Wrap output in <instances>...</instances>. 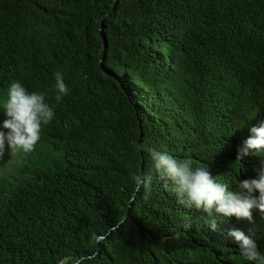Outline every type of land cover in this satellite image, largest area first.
Returning a JSON list of instances; mask_svg holds the SVG:
<instances>
[{
    "label": "trees",
    "instance_id": "obj_1",
    "mask_svg": "<svg viewBox=\"0 0 264 264\" xmlns=\"http://www.w3.org/2000/svg\"><path fill=\"white\" fill-rule=\"evenodd\" d=\"M16 81L56 116L32 152L0 157V264H246L233 228L264 252V213L188 208L135 151L256 176L264 153L237 159L264 120V0H0V99Z\"/></svg>",
    "mask_w": 264,
    "mask_h": 264
},
{
    "label": "clouds",
    "instance_id": "obj_2",
    "mask_svg": "<svg viewBox=\"0 0 264 264\" xmlns=\"http://www.w3.org/2000/svg\"><path fill=\"white\" fill-rule=\"evenodd\" d=\"M55 83L56 104L63 102L70 94L68 84L61 71L53 73ZM0 112L5 119L0 120V157L6 150L11 153H30L42 137L43 129L56 116V108L49 103L46 93L27 88L16 81L10 84L6 94L0 99ZM135 151L144 153L150 159L156 172L170 182L171 190L180 203L188 208L213 212L224 217L253 218V210L264 213V165L256 168V176L239 180L240 173L233 181L239 184V191L233 190L232 182H224L214 176L208 165H196L190 158H178L167 150H161L149 142L135 145ZM264 153V120L250 128V135L238 146V159L249 155ZM134 191L142 189L147 195L151 191L152 176L136 172L131 176ZM215 228V222L212 223ZM238 245L240 255L246 264H264V252L258 248L257 242L244 231L233 228L229 231ZM95 259V254L82 257L73 264H83V261ZM60 264H64L63 261Z\"/></svg>",
    "mask_w": 264,
    "mask_h": 264
}]
</instances>
